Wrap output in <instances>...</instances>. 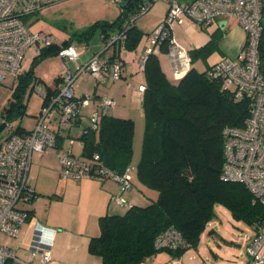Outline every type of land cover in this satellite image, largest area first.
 I'll list each match as a JSON object with an SVG mask.
<instances>
[{"label":"built area","instance_id":"obj_1","mask_svg":"<svg viewBox=\"0 0 264 264\" xmlns=\"http://www.w3.org/2000/svg\"><path fill=\"white\" fill-rule=\"evenodd\" d=\"M60 0H0V82L8 77L17 78L20 64L27 47L35 45V55L39 46L55 42L47 33L32 31L23 17L37 12L42 7ZM155 0H144L139 8L125 22V27L135 25L137 17L145 14ZM168 4L164 19L144 36L145 48L140 57L143 69L147 55L159 50L166 30L175 24L191 21L200 28H206L215 19L235 18L245 32V43L236 57L226 56L215 62L207 70L208 77L221 80L223 88L230 90L236 100L246 98L249 102L248 115L241 127L226 125L222 129L224 137V161L220 178L244 184L253 196V202L264 207V75L260 71L258 45L262 35L263 0H192L180 4L177 0H165ZM125 29L112 34L100 51L92 53L77 67L64 68L62 75L51 89L55 93L47 95L43 86L40 93L43 102L32 129L27 132L7 136L0 146V235L16 238L20 228L28 218V210L18 206L19 202H30L35 190L30 184V169L34 155H40L57 146L59 139L66 141L57 151L59 175L62 179L79 181L85 178H110L118 185V191L110 197V203L121 210L129 208L133 202L125 197L133 188L134 167L128 164L122 173L108 168L98 153L87 157L76 155L70 146L83 147L80 135L88 129H97L100 117L116 105V99L103 95L94 99L90 93L76 94V79L82 72H89L99 82L107 76L118 79L122 73V62L118 57L104 59L103 49L117 42H124ZM169 56L172 71L178 75L182 68H190L188 50L175 39L170 38ZM58 55L68 62L79 59L74 43L62 45ZM182 63V64H180ZM142 90V86L140 87ZM96 105L87 124L76 134L68 132L69 127L82 115L90 104ZM254 233L246 246L245 264H264V217L254 226ZM56 229L35 225L30 241L29 259H24L0 240V264H49L51 245ZM46 234L41 237L40 234ZM157 248H189V243L173 227H169L155 239ZM200 264H213L201 262Z\"/></svg>","mask_w":264,"mask_h":264},{"label":"trees","instance_id":"obj_2","mask_svg":"<svg viewBox=\"0 0 264 264\" xmlns=\"http://www.w3.org/2000/svg\"><path fill=\"white\" fill-rule=\"evenodd\" d=\"M143 1L121 0L124 4H120L122 10L118 19L98 21L78 33L76 39L89 42L98 35L106 41L112 34L125 29V47L135 49L144 32L135 25L125 27V22ZM177 1L182 4L181 0ZM261 12L263 30L258 56L264 75L263 1ZM170 38L171 29L168 28L159 45L160 52L169 51ZM216 41L217 37L211 33L210 41L197 52L214 46ZM70 43H73L72 38L38 47L39 53L31 66L18 74L8 105L0 111L4 121L9 123L23 113L28 84L41 81L34 74L33 63L58 55L59 48ZM188 53L192 63L194 50ZM143 72L146 78L142 98L144 131L134 175L144 185L155 188L157 196L147 205L132 204L122 212L99 216V233L90 237L87 248L89 253L100 257L103 264H140L162 249L171 252L186 249L155 246L157 235L169 227L181 234L189 248H196L201 233L215 215V204L224 206L235 219L252 226L264 217V207L253 202L244 184L220 178L224 161L222 129L226 125H243L249 111L248 100H236L230 90L223 88L221 80L210 78L206 70L200 72L195 67H190L176 82L171 81L154 53L147 55ZM59 79L60 76H56L53 85H57ZM44 87L47 95L56 91ZM107 112L100 117L97 129H88L80 135L82 155L90 157L98 153L108 168L122 173L132 161L134 122ZM27 131L18 126L6 137Z\"/></svg>","mask_w":264,"mask_h":264},{"label":"crops","instance_id":"obj_3","mask_svg":"<svg viewBox=\"0 0 264 264\" xmlns=\"http://www.w3.org/2000/svg\"><path fill=\"white\" fill-rule=\"evenodd\" d=\"M188 1L190 0H181L180 2L186 4ZM165 14L166 10L163 16L158 18L154 26L147 30H143L142 26L138 25L136 22L134 23L137 28L144 32V35L141 37L135 49H127L124 42H117L115 46L112 45L103 49L101 53L102 58L111 59L112 57H118L122 62L121 76L118 79L111 78L113 82L110 87H107L104 83L107 78L98 82L89 72L80 73L76 79V94L90 93L93 95L94 99H98L103 95L112 96L116 99L117 103L114 107L108 109L107 114L133 120V154L130 164L134 167V173L140 158V153L138 155L140 145L136 144L135 135L136 132L139 133L144 131L142 98L146 78L143 69L140 68V57L145 48L144 36L150 33L156 25L164 19ZM211 33H214L215 37H217L215 45L201 52H197V50L206 46L210 41ZM171 37L188 51L194 50V60L190 64V67H195L200 72L207 70L211 65L223 57L238 56L246 39L245 32L235 18L215 19L206 28H200L188 20L172 26ZM221 37L224 39L227 38L228 41H223L219 45ZM80 44V52L76 46L79 59L68 62L62 57L65 64L60 69L57 76L62 75L64 68L77 67L92 53L100 51L105 44V40L99 37L97 40L93 38L89 42L82 41ZM218 48L221 52L218 58L214 61H209V52L212 49ZM154 54L158 57L160 67L169 80L176 82L185 74L184 72L179 76L173 73L172 61L168 52L164 53L157 50ZM79 78L81 79L79 80ZM84 82L88 83V85H92H89V88ZM141 86L142 90L140 89ZM48 87H53V80L52 84ZM94 110H96V105L90 103L84 109L83 115L69 127L68 132L76 134L81 127L87 124L88 116ZM137 136H139V134H137ZM66 145L64 139H59L54 149L33 156L30 169V184L34 188L36 196L29 202L30 206L26 209L28 210V218L21 226V232L18 237L12 238L10 236L0 235V240L2 244L14 250L20 257L29 259L30 254L28 245L34 236L33 230L35 225L39 224L56 229L51 245V261L49 264H103L100 257L89 253L87 245L90 237L99 233L98 218L100 215L122 212L121 209L114 204L111 205L109 201L110 197L115 195L118 191V185L114 180L110 178H85L73 184V186L78 189L80 196L84 195L90 201L89 217L85 224L75 222L70 227H67L61 221H51L48 214L41 218L37 214L40 201L45 199L38 195L48 194L46 192L49 191V186L46 183L47 177L46 175H42V171L43 169H51L54 170V175L55 172L57 174V151L61 146ZM70 148L74 154L82 155L81 146L74 144L70 146ZM35 160L39 163L36 180L34 178L35 175L32 173ZM68 187V184L58 186L59 198L49 200V203H64ZM156 196L157 190L141 183L135 175L133 178V188L125 194L128 200L140 206L149 204ZM214 207L216 213L222 206L216 205ZM248 226L249 228H243L241 226L239 227V225L232 224L228 227L220 225L216 219L211 220L201 233L196 248H186L175 252L163 249V251H166L163 252L160 250L154 255L144 259L140 264H200L201 262H211L213 264H245L247 261L246 246L254 233L253 226L251 224ZM40 235L43 238L46 237L44 233ZM33 239H36V237L34 236ZM34 263L37 264V261L35 260Z\"/></svg>","mask_w":264,"mask_h":264},{"label":"rangeland","instance_id":"obj_4","mask_svg":"<svg viewBox=\"0 0 264 264\" xmlns=\"http://www.w3.org/2000/svg\"><path fill=\"white\" fill-rule=\"evenodd\" d=\"M120 2L121 0H60L42 7L37 12L24 16L23 20L32 31L50 34L56 43H61L65 39L72 38L73 43L77 46V49L80 52V43L82 41L76 39L78 33L98 21L109 22L118 19L122 10ZM167 6L168 4L165 0H155L153 1L150 9L145 14L137 17L135 22L142 26L143 30H147L154 26L158 18L163 16ZM93 38L97 40L99 36L96 35ZM223 41L227 42L228 39L221 37L219 40V45ZM34 48L35 45L26 48L19 68L20 73L24 72L31 66L35 56ZM220 53L221 52L219 48L212 49L209 52V61H214L216 58H218ZM33 64L34 74L37 79H41V82L32 81L28 84L24 93V111L21 115H17L11 122L6 123L5 127L0 132V146L3 145L6 135H8L11 130L17 128L18 126H21L26 130L33 128L36 116L39 114L43 102V95L40 93L39 89H41L43 85L50 86L52 84L53 78L58 75L60 69L65 64V61L59 55H52L41 58L40 60H36ZM106 78L107 79H105L104 83L107 85V87H110L113 81L110 76H107ZM80 79L81 78H79V80ZM16 84L17 78L8 76L0 82V111L3 110L4 106L8 105V101L12 96V91ZM84 84L88 85V83L85 82ZM89 85L88 87L90 88ZM3 121L4 120L0 115V123ZM137 134H139V136H137ZM135 141L136 144L140 145V150L138 152L139 155L142 149L143 131L139 133L136 132ZM57 165V174L55 172V175L53 172L54 170L51 169H43L42 171V175H46L47 177L46 183L49 186V191L46 192L48 194L38 195L45 199L40 201L37 208V214L40 218L45 217L48 214L51 221H61L67 227H70L75 222L85 224L89 217L90 201L84 195L80 196L78 189L73 186L74 183L79 181H73L70 179L66 180L60 177L59 164ZM38 167L39 163L37 160H35L32 171V173L35 175V180L37 179L36 175ZM63 184L69 185L66 192L65 202L61 204L57 202L49 203V200L59 198V188L57 187ZM17 205L25 209L30 206L29 202H19ZM216 205L220 204H215V206ZM215 219L222 226L229 227L233 224L239 225V227L241 226L243 228H249V224L235 219L223 206L220 207L218 211H216L214 217L211 220Z\"/></svg>","mask_w":264,"mask_h":264},{"label":"water","instance_id":"obj_5","mask_svg":"<svg viewBox=\"0 0 264 264\" xmlns=\"http://www.w3.org/2000/svg\"><path fill=\"white\" fill-rule=\"evenodd\" d=\"M120 4L123 5L124 3L121 2ZM6 123H7L6 121H3V122L0 123V132L3 130V128L5 127Z\"/></svg>","mask_w":264,"mask_h":264},{"label":"bare ground","instance_id":"obj_6","mask_svg":"<svg viewBox=\"0 0 264 264\" xmlns=\"http://www.w3.org/2000/svg\"><path fill=\"white\" fill-rule=\"evenodd\" d=\"M180 64H182V63H180ZM185 68V67H184ZM184 68H182L181 69V71L179 72V74L178 75H180V74H182V73H184V71H185V69Z\"/></svg>","mask_w":264,"mask_h":264}]
</instances>
